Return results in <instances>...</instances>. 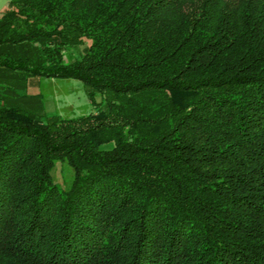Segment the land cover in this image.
<instances>
[{
  "label": "trees",
  "instance_id": "obj_1",
  "mask_svg": "<svg viewBox=\"0 0 264 264\" xmlns=\"http://www.w3.org/2000/svg\"><path fill=\"white\" fill-rule=\"evenodd\" d=\"M2 70L98 105L0 82V264H264V0H11Z\"/></svg>",
  "mask_w": 264,
  "mask_h": 264
},
{
  "label": "rangeland",
  "instance_id": "obj_2",
  "mask_svg": "<svg viewBox=\"0 0 264 264\" xmlns=\"http://www.w3.org/2000/svg\"><path fill=\"white\" fill-rule=\"evenodd\" d=\"M11 0H0V16L10 7ZM82 47L69 50L70 54L79 56ZM20 76V77H19ZM17 78L7 71H0V82L14 88V98L31 112L38 122L43 124L47 117L60 115L61 117H76L96 110L98 104L89 97L87 86L80 79L64 77H37L22 75ZM5 83V84H4ZM96 101L102 99L96 95ZM54 178L61 186H67L73 177V170L62 162H58L54 171ZM64 176V177H63Z\"/></svg>",
  "mask_w": 264,
  "mask_h": 264
}]
</instances>
